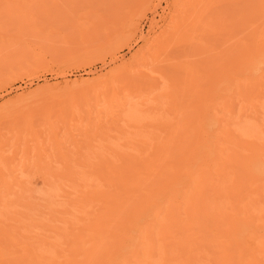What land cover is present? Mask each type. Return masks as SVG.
Wrapping results in <instances>:
<instances>
[{
  "label": "rangeland",
  "instance_id": "374dc122",
  "mask_svg": "<svg viewBox=\"0 0 264 264\" xmlns=\"http://www.w3.org/2000/svg\"><path fill=\"white\" fill-rule=\"evenodd\" d=\"M256 1L0 0V206L38 214L48 202L66 207L56 188L84 190L82 173L127 170L145 142L179 139L243 39L250 45L246 12ZM132 15L138 31L126 39ZM164 19L171 28L161 36ZM75 80L90 83H65ZM33 90L35 99H21Z\"/></svg>",
  "mask_w": 264,
  "mask_h": 264
},
{
  "label": "bare ground",
  "instance_id": "6f19581e",
  "mask_svg": "<svg viewBox=\"0 0 264 264\" xmlns=\"http://www.w3.org/2000/svg\"><path fill=\"white\" fill-rule=\"evenodd\" d=\"M246 13L250 45L243 39L226 79L203 92L179 139L145 142L127 170L65 176L83 185L95 179L83 192L71 185L48 190L66 207L48 202L49 213L38 214L33 206H0V224L15 223L0 229V264H264V0ZM130 18L126 39L138 31ZM161 27V36L171 28L166 19ZM36 91L21 99L31 101ZM52 220L64 225H48Z\"/></svg>",
  "mask_w": 264,
  "mask_h": 264
}]
</instances>
